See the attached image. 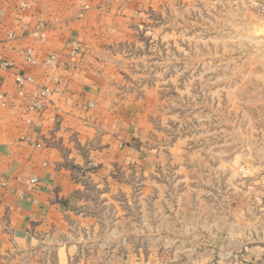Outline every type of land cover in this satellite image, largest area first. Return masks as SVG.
Wrapping results in <instances>:
<instances>
[{
  "label": "rangeland",
  "instance_id": "obj_1",
  "mask_svg": "<svg viewBox=\"0 0 264 264\" xmlns=\"http://www.w3.org/2000/svg\"><path fill=\"white\" fill-rule=\"evenodd\" d=\"M147 26L111 82L141 160L86 194L72 263L261 264L264 0H171Z\"/></svg>",
  "mask_w": 264,
  "mask_h": 264
},
{
  "label": "crops",
  "instance_id": "obj_2",
  "mask_svg": "<svg viewBox=\"0 0 264 264\" xmlns=\"http://www.w3.org/2000/svg\"><path fill=\"white\" fill-rule=\"evenodd\" d=\"M167 1L0 0V264H73L86 194L141 160L142 118L117 98L114 59ZM244 251L264 264V239Z\"/></svg>",
  "mask_w": 264,
  "mask_h": 264
},
{
  "label": "built area",
  "instance_id": "obj_3",
  "mask_svg": "<svg viewBox=\"0 0 264 264\" xmlns=\"http://www.w3.org/2000/svg\"><path fill=\"white\" fill-rule=\"evenodd\" d=\"M24 7H25V3H21L20 4V8L23 9ZM35 34L38 36V38L40 40H43L45 38V28H44V26L37 25L35 27ZM77 51H78V47L75 46L74 49H73V53H76ZM26 57H27L28 60L32 59V56H31L29 50L26 51ZM51 59H53L52 56H50L48 58V60H51ZM0 65L3 66V67H8V63L6 61H0ZM16 81L20 85H23L24 82H31L32 79L29 78V77H27V78L17 77ZM20 94H22V93H20ZM47 95H48V90L47 89H41L40 92H39L38 98L31 102V107L34 108V109H37V110L40 109L42 107L41 99L44 98ZM1 185H3V183H1Z\"/></svg>",
  "mask_w": 264,
  "mask_h": 264
}]
</instances>
